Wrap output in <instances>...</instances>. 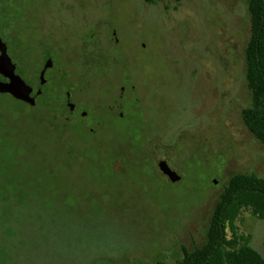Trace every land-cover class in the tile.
<instances>
[{
  "label": "rangeland",
  "instance_id": "1",
  "mask_svg": "<svg viewBox=\"0 0 264 264\" xmlns=\"http://www.w3.org/2000/svg\"><path fill=\"white\" fill-rule=\"evenodd\" d=\"M251 34L249 0H0L35 91L57 54L35 105L0 93V264H177L202 247L230 180L264 177L243 118ZM67 90L88 112L68 128ZM242 226L264 255V219Z\"/></svg>",
  "mask_w": 264,
  "mask_h": 264
},
{
  "label": "trees",
  "instance_id": "2",
  "mask_svg": "<svg viewBox=\"0 0 264 264\" xmlns=\"http://www.w3.org/2000/svg\"><path fill=\"white\" fill-rule=\"evenodd\" d=\"M7 1L10 3L13 0ZM145 1L154 3L157 0ZM249 11L252 34L246 48V76L252 104L244 110L243 118L250 131L264 145V0H249ZM55 111L67 115L59 107ZM66 121L68 128L71 121ZM60 132L58 130L57 133ZM246 213L264 219V177L255 173H239L230 180L212 216L207 242L194 250L184 248L183 258L177 264H264V255L251 246L252 236L242 226Z\"/></svg>",
  "mask_w": 264,
  "mask_h": 264
},
{
  "label": "water",
  "instance_id": "3",
  "mask_svg": "<svg viewBox=\"0 0 264 264\" xmlns=\"http://www.w3.org/2000/svg\"><path fill=\"white\" fill-rule=\"evenodd\" d=\"M52 64V60H48L45 63L44 69L40 74L41 84L46 82L45 72ZM33 90V86L27 83L17 72V66L9 55L8 46L0 36V93H7L17 100L34 104L35 97L32 95ZM40 92L41 90H38V93ZM159 167L173 182L181 178L180 175L169 166L166 160H161Z\"/></svg>",
  "mask_w": 264,
  "mask_h": 264
},
{
  "label": "flooded vegetation",
  "instance_id": "4",
  "mask_svg": "<svg viewBox=\"0 0 264 264\" xmlns=\"http://www.w3.org/2000/svg\"><path fill=\"white\" fill-rule=\"evenodd\" d=\"M46 36V38H48V39H44V38H42V40H38V42H37V44H39V46L41 45V43H44V42H47V43H49V41H50V39H52L53 38V41H54V37H55V33H54V31H52L51 32V34H47V35H45ZM44 39V40H43ZM49 45V44H48ZM57 55V54H56ZM56 55H55V51H53L52 49L51 50H49L46 54H45V58L47 57V61L48 60H53V58H55L56 57ZM44 65H45V63L43 64V67L41 68V70H40V72H39V76H40V74L42 73V70L44 69ZM50 68V67H49ZM49 68H47L46 69V72H45V75H46V73H47V71L49 70ZM40 78V77H39ZM46 81H47V78H46ZM41 83V82H40ZM46 84H47V82H46ZM46 84H41V86L35 91V87H34V91H33V93H32V95L36 98V101H37V97H39L42 93H43V87L46 85ZM38 90H42L40 93H38ZM73 94H72V91L71 90H67L66 92H65V96H64V100H63V102H61V106H65V108L66 109H64L65 110V112L67 113V115L64 117L66 120H68V121H72V116H76V115H78V114H80L81 116H83V117H85L86 115H87V111L86 110H84V109H82V108H80L79 110H77V105H78V103L77 102H75V101H72L73 99ZM36 101H35V103H34V105L36 104ZM67 110V111H66ZM120 115L121 116H123V113L121 112L120 113Z\"/></svg>",
  "mask_w": 264,
  "mask_h": 264
}]
</instances>
